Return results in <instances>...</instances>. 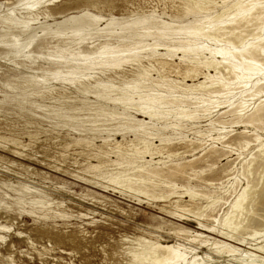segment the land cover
Returning a JSON list of instances; mask_svg holds the SVG:
<instances>
[{
  "label": "rangeland",
  "instance_id": "1",
  "mask_svg": "<svg viewBox=\"0 0 264 264\" xmlns=\"http://www.w3.org/2000/svg\"><path fill=\"white\" fill-rule=\"evenodd\" d=\"M28 1L0 0V264H127V259L132 255L128 254L129 251L135 249V252H140L144 249L143 246L146 248L149 241H159L163 244L180 243L187 249L194 248L200 255H210L213 258V261L207 264H243L236 260L237 257H241L240 253L235 254L236 258L223 257L213 253L208 247L187 239L191 240V235L199 231L197 228L201 220L212 227H219L213 218H220L227 212L236 199V195L246 185L248 178L255 179L254 181L259 178L256 173L250 177L245 176L241 169V164L246 159L254 153L256 155L255 142L251 141L250 147L246 150L241 149L238 143H234L232 144L235 149L233 152L221 157L218 152L215 157L208 158L207 163L206 161L198 163L195 170L204 169L202 174L193 175L192 171H188L182 175L162 178L177 184V188L163 185L158 181L150 184L136 182L133 183L132 188L125 185L117 186L113 182H108L106 178L104 180L103 177L124 168V170H132L127 171L129 175L140 178L141 173L138 169H134L132 159L127 156L128 158L126 157L127 159L123 161L118 154L119 152L122 155H128L126 152L132 154L131 145L138 143L135 133L130 129L120 131L126 120L115 119L109 115L114 112L113 103L99 98L94 88H88V91L79 88V83L88 82L86 77L80 78L79 83H73L74 86L67 81H64L66 83L62 80L57 81L54 75L63 67L62 62L58 61L60 55L70 58L74 52H97L101 46L105 45H111L110 47L116 50L122 45L125 48L129 41H132L131 37L134 34L150 32L153 27L155 28L150 33L158 34L157 28H161L164 21L167 22L166 24L179 26L180 22L192 21L195 15L177 18V8L182 0H42L41 4L34 9L35 11L33 10V15L29 16ZM222 1L215 0L211 10L212 16L221 10ZM215 6L217 9L214 8ZM85 14L102 17L101 22L98 23L100 29H103L111 19H125L124 23H132L138 18H146L148 25L145 23L134 26V31L132 29L134 33H121L120 26H114L116 33L93 29L83 32L82 35L74 34L71 24L59 26V23L66 19L81 17ZM204 14L200 13L196 17ZM6 16H14L20 20L30 18V25L37 34L36 41L26 45L27 35L19 27L3 26L1 19ZM177 22L180 24L178 25ZM16 39L22 44L17 46L20 55L14 53L13 44ZM148 39V43L152 41ZM158 51L162 54L166 53L167 49L160 46ZM69 52L72 54L68 55ZM177 54L174 57L157 56L152 59H142L143 65L150 68L149 72L152 76H149V80L155 85L158 83L162 85L159 87V92L160 90L163 91L162 93L167 92L169 90L167 86L171 83V85L174 84L175 90L171 89L170 92L183 95L180 94L184 99L180 97L178 101L176 100L177 102L170 97L168 99L170 102H190V104L186 103L192 108L186 109L188 112L200 106L197 112H193L200 116H196V120L187 122L181 130L176 132L170 129L161 132V137H169L170 141L161 143L160 135L153 138L152 141L156 144L154 146H158L153 158L159 167H171L178 161L187 162L203 158L213 148L221 150L223 142L212 141L207 136L201 138L197 131L203 134L206 131L209 133L214 128L213 125L208 124L210 119L213 121L216 119L217 123L220 119L228 117L226 112L229 109V103L214 108L208 118L202 116L203 103L194 99V96L199 97L202 91L191 92L192 100L194 99L191 101V93L183 91V86L185 83L202 81L203 75L198 78L187 76L185 82H182L186 62L181 61V53ZM159 60L167 62L160 64ZM146 63L150 64L146 65ZM134 64L136 65L134 62L126 63L119 71L117 70L118 72L116 70L104 73L98 71L99 74L90 81L93 82L97 78L110 79L116 86L123 87V84L136 78L134 75L139 67L136 65V69ZM62 69L67 70L64 67ZM237 91L239 92L240 89L237 88L235 92ZM195 102L199 103L195 104ZM119 106L118 110L122 111V105L121 108ZM252 107L251 105L250 109ZM133 114L139 120L149 121V118ZM223 126L226 128L222 129V132L215 131L214 128L211 134L216 137L219 132L223 134L229 132V137L233 138L245 130L243 125L235 124H225L218 128ZM255 126L264 138V125H252L247 128L249 134L252 135L251 132H255ZM117 141L123 145L120 151L111 150ZM130 141L133 142L130 143ZM100 150L109 153L106 154L107 157L105 155L104 157H110L112 161L124 164L116 165L113 162H106L107 165L102 164L98 169L85 170L90 163L98 164L101 159H104L96 156ZM240 151H243L242 156H239ZM145 156L147 160L152 158L150 154ZM225 168H227L226 172L223 170ZM217 172L218 174L211 181L210 176ZM235 177H238V182L231 186ZM203 178L204 180H201ZM207 179L210 180L206 181ZM92 180L99 184L93 183ZM188 183L193 184L198 193L221 197L215 209H207L208 211L204 212L206 215L201 219L192 212L182 210H179L182 216L180 213H178L179 216L168 213L166 210L172 209L169 201L151 197L154 192L160 194L164 190L169 192L176 189L181 194L185 191L183 186L189 185ZM222 186H229L225 188L228 190L226 192L219 190ZM136 187H144L143 189L147 188L151 192L148 195L138 193L137 190L136 192L133 190ZM174 196L173 200L178 199V195ZM183 199V202H189L190 198L185 194ZM206 200V198L200 199L198 203L206 205L209 201ZM253 218L256 222L264 223V204L256 206ZM263 226L239 230L235 232V235L246 238V246H251L250 243L264 241ZM254 230L263 231V233L254 238L252 237ZM210 236L217 237L213 234Z\"/></svg>",
  "mask_w": 264,
  "mask_h": 264
},
{
  "label": "bare ground",
  "instance_id": "2",
  "mask_svg": "<svg viewBox=\"0 0 264 264\" xmlns=\"http://www.w3.org/2000/svg\"><path fill=\"white\" fill-rule=\"evenodd\" d=\"M28 2L29 5L27 6V13L29 16H31L33 15V10L38 4H41L42 0H29ZM214 2L215 0H182L180 2L181 5L178 4L179 7H176L178 14L177 18L182 19L189 15H195V18L192 21L187 20L185 23L179 21L181 23V25H179L180 23L177 22L179 26H174V24H166L167 22L164 21L165 23L162 25V27L157 28L159 30L158 34H156L155 32H152L155 34L150 33L154 30L155 27H153L150 32H146L145 30L144 32L146 33L144 34H134L131 37L132 41L127 40L130 43L126 45L125 48H123L122 45L120 46L121 49L119 48L116 50L115 48L110 47L111 45H105L101 46L99 48V51L97 52L82 53V51H80L78 53L74 52L75 54L69 52L68 55L72 54L70 58L59 54L60 60L58 61L62 62L63 67L67 70H63V67H61L54 73V75L58 79L57 81L62 80L63 83H66L64 81H67V83L69 82L71 84L76 82L79 83L80 78L86 77L88 82L79 83V88L85 91H88V88H94L96 90L95 93L99 98L113 103L114 112L109 115L115 119L120 118L122 120H126V123L122 125V129L120 128V131L130 129L135 133L138 143L137 145H134V143L133 145H131V147H133L131 149L132 154H129L128 152H126L128 155H122L121 152H119L118 154L119 158L121 157L123 161L128 157L129 159H132L131 161L134 169H138V172L141 173L140 178L129 175L127 171H129L130 169L124 170V168L120 171H112L113 173L110 172L111 174H107L108 176L103 175L104 180L108 179V182H113L114 184H117V186L125 185L132 188L133 183L136 182L150 184L151 182L158 181L163 185L177 188V184L173 183L172 181L162 180V178L164 179L166 177L182 175L188 173V171H192L193 175H198L199 173L202 174L204 172V169L200 171L195 170L198 163H202L205 161L207 163L209 161L208 158L215 157L218 152L220 153L219 157L233 152L235 149L233 148L232 144L234 143H238L241 146V149L246 150L248 147H250L251 141H254L257 153L256 155L255 153L252 154L249 159H246L241 164V169H243L242 174H245V176L247 175L248 177H250L256 173L259 175V178L256 181H254L255 179L250 180V178H248L246 185L243 186L241 188V191L236 195V199L231 204L227 212H225L220 218H213L218 223L219 227H212V225L210 226L202 222L201 220L199 222L200 225L197 228L199 231L191 235V240L189 238L187 240L190 242H197L199 245L208 247L213 251V253L222 255L223 257L232 256V258H236L235 254L238 255L240 253L241 257H237L236 260H239V262H243V264H264V241H256L257 243H250L251 246H246V238H240L235 235V232H239V230H244L250 227L260 228V226L264 225L263 222H256L253 218V214H255L256 211V206L264 204V138L259 133V130L256 126L254 127L255 132H251L252 135H250V132L247 131V128L251 127L252 125H264V0H223L222 6H220L221 10L216 12V15L212 16L213 11L211 12V10L213 9L212 6L214 5ZM214 8H216V6ZM200 13L205 14L203 16L196 17V15H199ZM101 18L85 14L81 17H71L69 19H66L63 22L59 23V26L71 24L74 28L72 32L76 35H82L83 32L91 31L93 29L116 33L117 31L114 26H120L121 33H134L132 32L134 26L144 25L145 23L148 25L146 18H138L132 23H124L125 19H111L103 29H100L101 27H99L100 25L98 26V23L101 22ZM1 20L3 26H6L8 28L19 27L21 29V31L27 35L28 42L26 45H31L34 41H36L37 34L35 33L34 28L30 25V18L20 20L14 16H6L2 17ZM77 38L80 39V37ZM148 38L152 39L153 43H151L152 41L148 43ZM250 38L251 41H249ZM15 41L16 42H14L13 44V46L15 47L14 53L18 55L19 49H17V46H22V44L18 39H16ZM160 46L165 47L167 49V52L161 54L158 51V47ZM67 53L68 51L66 50V54ZM177 53H181V61H183L184 63L186 62V67L184 69L185 77L183 76L182 82H185L187 76L198 78L200 75H203L204 79L202 81L198 80V82L191 84L185 83L183 86V91L190 93H194L197 91L199 92V90L202 91L201 93H199L200 96H194V99L195 101L200 100V103H203V106H201L203 107V111L201 112H204V114L202 115L204 116V118L210 117V115L213 113L214 108H219L221 105H226L225 103H229V109L226 112L228 113V117L220 119L218 121L219 123L217 122L218 124L215 121L216 119L213 121L209 118L210 123H207L211 124L210 126L213 125L215 131H221L222 129H225L226 127L224 128V126L218 128V126L225 124L243 125L245 127V130H243L239 136L233 138L229 137V132H225L224 134L219 132L217 133V136L214 137V134H211V131L214 128H212L209 133L206 131V133L204 134L197 131V133L199 134L198 136L201 138L207 136L212 141L218 140L223 142L222 149L218 150L213 148L208 151L203 158H197L187 162L178 161L171 167H159V164L154 162L153 158V155L157 153L155 151L158 150V146H154L156 144L153 143V138L158 137L161 132H164L165 130L170 129L175 132L181 130L187 122L194 120L196 116L200 117L199 114L193 113L195 111L197 112V108L200 106L196 107V109L193 108L195 109L194 111L192 110L188 112L186 109L190 108V102H170L168 100L170 97L173 101L177 102L178 99H180V97L182 98L183 95L181 93L180 94L182 96L180 94L175 95V92H172L175 90V86H173L174 84L171 85V83L167 86V88H169L167 92L162 93L163 91L161 92V90L159 92V87H161L162 85L158 82V84L155 85L152 81L149 80V76H152V74L149 72V66L143 65L142 59H152L156 58L157 56L162 58L166 56L174 57L175 55H178ZM27 59L25 60L28 61ZM129 62L136 63V65L139 67V70L134 75L136 76V78L132 79V81L130 82L123 84V87L116 86L115 83L110 79L105 80L97 78L93 82L90 81L91 78H95L96 75L99 74L98 71H100V73L112 70L119 71V69H121L126 63ZM166 62V60H159L160 64H165ZM35 64L36 63H34V65ZM147 64L148 63H146V65ZM56 78L53 77V79ZM48 79H50V77ZM237 88L240 89L239 92H235ZM171 89L172 91L170 92ZM116 91L118 92L115 93ZM193 93H191L190 96ZM187 96L190 99V96ZM192 97L193 95L191 96V101H194V99L192 100ZM197 103L199 102H195V104ZM191 104L193 105V103ZM119 105H122V111L118 110ZM251 105L253 107L250 109ZM120 106L119 108H121ZM133 113H136V115L144 116L145 118H149V121L139 120ZM159 137L161 138V143L163 141L168 142L171 139L168 136V138H162L161 135ZM131 142L133 141H130V143ZM139 145L141 147H137ZM121 146H123L121 142L117 141L114 143V146H112L111 150L120 151ZM106 154L109 153L101 152L100 150L96 154V156L99 158L103 157L105 160L101 159L98 164L90 163L87 167H85V170L91 171L94 169H98L102 164H105L106 162H113L116 163V165L124 164L123 162L120 163L119 161H112L110 157L106 158ZM146 154L151 155V160L145 159ZM170 154L172 155V153ZM104 155L106 157H104ZM242 155L243 151H240L239 156ZM126 162L127 161H125V163ZM105 165H107V163ZM226 169L227 168L223 170L226 172ZM217 174L218 172L210 176L211 181ZM237 178L238 177L234 178L235 180L231 183V186L238 182ZM210 179H207L206 181ZM201 180H204V178ZM92 182L99 184V182L97 181L95 182L92 180ZM193 186V184L183 186L185 191L181 194L176 189L175 191L169 192H165V190L162 192L157 191L159 193L161 192L160 194H157L153 191L154 193L151 194V197L161 201H169L170 205L172 206L170 207L172 209L166 210L168 211V213L170 212L174 215H178V213H180L179 210H182L184 212H192L201 219L206 215L204 214V212L207 209H215V205L221 200V197H219L220 195L217 197H213L209 196L210 194L207 195L208 193H198ZM228 187L222 186L219 190H223L222 192H226L228 189L225 190V188ZM143 188L136 187V189L133 190H137L138 193H145L147 195L149 194V192H151L148 191L147 188ZM185 194L186 197L188 196L190 198V203L183 202ZM174 195H178V199L173 200V198L175 197ZM203 198H206V201L209 200L206 205H204L203 203H198V200ZM261 232L263 233V231L254 230L252 237L255 238L258 235H261ZM212 234L217 237H211L210 235ZM142 248L144 249L140 252H135V249L134 251H129L128 254L132 255L129 256L127 254L130 257L129 259H127V264H207L209 261H213V258L210 255H200L194 248L187 249L185 245L180 243L163 244L159 241H149L146 244V248L145 246H143Z\"/></svg>",
  "mask_w": 264,
  "mask_h": 264
}]
</instances>
